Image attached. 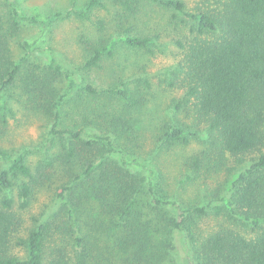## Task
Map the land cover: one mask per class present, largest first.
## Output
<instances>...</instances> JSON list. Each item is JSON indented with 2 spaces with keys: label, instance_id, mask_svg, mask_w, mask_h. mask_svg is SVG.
<instances>
[{
  "label": "trees",
  "instance_id": "trees-1",
  "mask_svg": "<svg viewBox=\"0 0 264 264\" xmlns=\"http://www.w3.org/2000/svg\"><path fill=\"white\" fill-rule=\"evenodd\" d=\"M158 2L172 11L168 22L177 31L180 57L164 82L174 94L169 105L177 125L163 127L157 141H203L183 166L224 174V186L233 177L229 192L221 188L207 203L176 213L162 174L142 158L139 124L127 119L147 103L148 78L96 86L65 72L67 88L58 90L54 77L64 69L54 55L41 68L28 60L30 46L19 44L21 24H38V16L26 18L20 0H0V93L15 88L31 114L52 122L36 163L0 150L1 159L8 158L0 167V264H172L177 239L194 264H264V0H206L193 8L181 0ZM113 5L124 23L144 12L139 0ZM104 8V0H86L80 10L73 3L46 23L62 16L90 20ZM117 21L115 35L100 29L81 47V71L115 65L122 49L152 51L153 38L136 22L122 29ZM16 45L25 52L18 58ZM75 85L94 102L107 98L111 111L89 104L88 113L99 117L87 121L84 111L81 124L62 127L59 111L64 100L72 101ZM9 109L6 101L0 105L2 124ZM93 129L100 134L86 133ZM43 195L44 207L33 215ZM206 217L217 224L203 234L199 222Z\"/></svg>",
  "mask_w": 264,
  "mask_h": 264
},
{
  "label": "rangeland",
  "instance_id": "rangeland-1",
  "mask_svg": "<svg viewBox=\"0 0 264 264\" xmlns=\"http://www.w3.org/2000/svg\"><path fill=\"white\" fill-rule=\"evenodd\" d=\"M104 1L105 8L93 11L89 17L90 20L80 21L73 17L62 16L47 24L46 20L49 17L56 13H66L73 3H75L76 9H82L86 0H20L21 11L26 18L38 16V24L30 25L25 22L19 27V44H28L32 51V56L28 60L42 68L49 65L52 55H54L53 57L64 69L62 74L54 77L58 90H64L62 88L65 86L67 88L65 72L69 78L79 81L85 78L87 82L96 86H121L123 82H130L133 78H148L150 87L145 90L147 103L131 112L130 115L128 113L127 119H130L132 126L137 122L141 128L139 144L142 148H140V153L145 162L151 160V165L162 174L161 186L169 190L170 201L175 204L174 207H170L175 208L176 213H180L181 208H185L189 204L203 205L207 203L209 201L207 195L216 190L220 191L221 188L226 195L233 177H227V184L224 186L226 179L224 174L208 176L204 169H200L196 174L183 166L186 160L201 152L203 141L192 138L186 145L174 144L171 146L165 143L163 145L162 142L157 141L163 127L177 125L175 121H178L175 120L169 105L174 94L167 91L164 85L180 57V51L173 40L176 38L177 31L174 24L172 23L171 26L168 22L172 11L166 12L159 4L160 0H139L142 5L141 10L144 12L139 13L136 17L131 16L124 23L120 18L117 19L114 16V0ZM181 1L189 8H193L201 1L206 0ZM117 20H120L122 29H129L131 25L135 27L134 23L136 22L139 31L153 38L152 51L138 53L122 49L115 65L111 63L108 68L102 71L84 73L80 70L84 62V51L81 47L88 41L91 42L94 32H98L100 29L104 30L105 28V35H115ZM99 23H103V27ZM20 46L16 45L12 49L16 58L25 54ZM133 84L135 85V82L128 84L130 89H133ZM79 89L78 85L73 86L72 93L70 92V95L73 96L72 101L64 100L60 108L62 127L81 124V116L85 114L84 111L87 113V121L92 122L99 117V112H95V115L88 113L89 104L94 107V110L111 111L107 98H94V102ZM18 94L19 92L15 88L9 92L0 93V105L6 101L10 108L6 123L0 122V150L12 158L20 153L24 154L32 163H36L44 151L43 144L52 122L49 117L38 118L31 114ZM78 103H81L82 107H79ZM118 112L121 113L122 110L119 109ZM84 117L83 115L82 119ZM180 121L190 124L182 116ZM96 131L100 134L99 130L94 129L86 133L95 135ZM154 152L161 154L156 157L153 155ZM6 160L8 158L1 159L0 156V167L5 164ZM45 199V195L39 196L31 211L33 215L40 213L41 208L44 207ZM216 224V219L206 217L199 222V230L203 234L210 232L215 229ZM178 241L172 264H194L187 244L183 240Z\"/></svg>",
  "mask_w": 264,
  "mask_h": 264
}]
</instances>
